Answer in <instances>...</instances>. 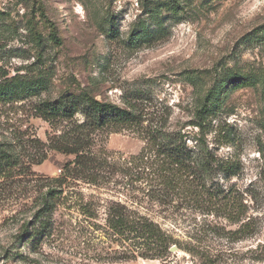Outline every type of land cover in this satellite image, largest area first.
<instances>
[{
	"label": "rangeland",
	"instance_id": "obj_1",
	"mask_svg": "<svg viewBox=\"0 0 264 264\" xmlns=\"http://www.w3.org/2000/svg\"><path fill=\"white\" fill-rule=\"evenodd\" d=\"M117 109L211 159L208 194L128 171ZM0 148V264H264V0H0Z\"/></svg>",
	"mask_w": 264,
	"mask_h": 264
},
{
	"label": "trees",
	"instance_id": "obj_2",
	"mask_svg": "<svg viewBox=\"0 0 264 264\" xmlns=\"http://www.w3.org/2000/svg\"><path fill=\"white\" fill-rule=\"evenodd\" d=\"M53 39L58 40L56 37H53ZM74 101L75 98L72 96L61 99L54 104H48V107L41 110V117L45 119L59 118L61 116L62 103L68 104ZM142 115L144 114L138 115L130 110L117 109L113 114L103 118L112 120L109 125L113 129H133L134 132L143 136L146 142L145 148L139 155L132 156L129 161H125V164L132 167H128L127 170H136L140 175H147L146 171H148L149 177H152L151 180L157 183L159 196L165 200L172 197L173 191L181 190L182 188L187 189L189 192L191 191L190 193L195 196L208 194L209 189L204 177L215 171L211 166L212 160L201 155L195 158L194 153L186 148L184 136L181 133H169L166 130L167 123L154 124L152 119L151 125L144 127L145 120ZM58 147V150H62L60 145ZM88 147L87 145L85 148ZM68 150L66 152L70 154H78V151ZM8 157L9 155L2 152L0 148L1 165H3L5 158L7 159ZM97 160L83 155L77 158V164L86 166L90 170L96 162H102ZM105 162L107 161L103 163L105 164ZM187 174L196 176L199 184L194 185L193 182H195L196 178L190 181V178L185 177ZM185 178L188 179L187 185H185ZM51 193L58 194L56 191ZM132 220L124 216L122 212H117L113 221V228L119 235L129 231L130 233H136V238L154 240V229L151 224L147 223L146 219L136 218ZM204 264H207V262Z\"/></svg>",
	"mask_w": 264,
	"mask_h": 264
},
{
	"label": "water",
	"instance_id": "obj_3",
	"mask_svg": "<svg viewBox=\"0 0 264 264\" xmlns=\"http://www.w3.org/2000/svg\"><path fill=\"white\" fill-rule=\"evenodd\" d=\"M172 251H175V248H173Z\"/></svg>",
	"mask_w": 264,
	"mask_h": 264
}]
</instances>
